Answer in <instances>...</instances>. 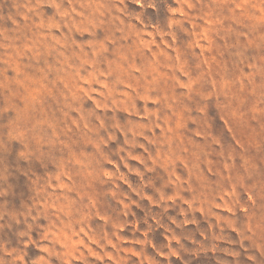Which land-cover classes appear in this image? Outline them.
I'll use <instances>...</instances> for the list:
<instances>
[{"label":"rangeland","instance_id":"obj_1","mask_svg":"<svg viewBox=\"0 0 264 264\" xmlns=\"http://www.w3.org/2000/svg\"><path fill=\"white\" fill-rule=\"evenodd\" d=\"M0 264H264V0H0Z\"/></svg>","mask_w":264,"mask_h":264}]
</instances>
